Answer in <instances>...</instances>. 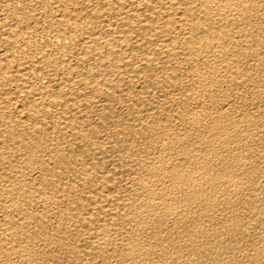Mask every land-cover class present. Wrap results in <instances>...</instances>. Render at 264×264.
<instances>
[{
	"label": "bare ground",
	"instance_id": "6f19581e",
	"mask_svg": "<svg viewBox=\"0 0 264 264\" xmlns=\"http://www.w3.org/2000/svg\"><path fill=\"white\" fill-rule=\"evenodd\" d=\"M0 264H264V0H0Z\"/></svg>",
	"mask_w": 264,
	"mask_h": 264
}]
</instances>
